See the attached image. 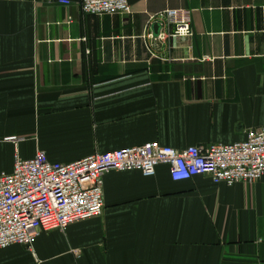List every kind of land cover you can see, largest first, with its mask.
Returning a JSON list of instances; mask_svg holds the SVG:
<instances>
[{
	"label": "crops",
	"instance_id": "obj_1",
	"mask_svg": "<svg viewBox=\"0 0 264 264\" xmlns=\"http://www.w3.org/2000/svg\"><path fill=\"white\" fill-rule=\"evenodd\" d=\"M66 1H0V175L16 155L67 164L264 129V0H127L129 15L101 18ZM168 10L188 12L190 38L156 40L166 31L149 18ZM103 182L101 217L2 250L0 264H264V178L174 184L159 166Z\"/></svg>",
	"mask_w": 264,
	"mask_h": 264
},
{
	"label": "built area",
	"instance_id": "obj_2",
	"mask_svg": "<svg viewBox=\"0 0 264 264\" xmlns=\"http://www.w3.org/2000/svg\"><path fill=\"white\" fill-rule=\"evenodd\" d=\"M43 1L49 5H69L66 0ZM80 10L97 18L131 13L127 0H80ZM149 20L163 22L161 27L166 33H160L158 41L192 36L185 10H168ZM159 166H167L174 184L207 176L214 185H254L264 178V129L250 131L244 142L231 145L175 150L150 142L115 152L94 153L67 164L50 163L41 152L30 160L16 155L11 173L0 175V251L11 246L32 250L43 233L63 232L71 225L101 217L103 178L110 172L137 171L152 177Z\"/></svg>",
	"mask_w": 264,
	"mask_h": 264
},
{
	"label": "water",
	"instance_id": "obj_3",
	"mask_svg": "<svg viewBox=\"0 0 264 264\" xmlns=\"http://www.w3.org/2000/svg\"><path fill=\"white\" fill-rule=\"evenodd\" d=\"M153 29H154V33H155V35H158V31H159V26L158 25H155L154 27H153Z\"/></svg>",
	"mask_w": 264,
	"mask_h": 264
}]
</instances>
